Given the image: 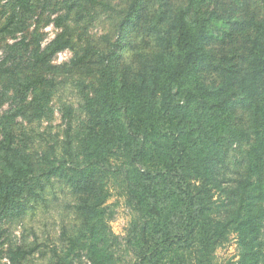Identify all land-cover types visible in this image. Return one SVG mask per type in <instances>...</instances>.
Listing matches in <instances>:
<instances>
[{"label": "trees", "instance_id": "16d2710c", "mask_svg": "<svg viewBox=\"0 0 264 264\" xmlns=\"http://www.w3.org/2000/svg\"><path fill=\"white\" fill-rule=\"evenodd\" d=\"M212 1L190 0L177 11L171 28H156L160 47L152 54L148 69L130 75L119 59L124 40L139 19L142 0H133L118 27V40L109 53L101 55L93 93L85 96L87 121L78 134V152L72 148L69 123L64 155L53 160L48 154L43 156L48 164L42 173L47 179H62L88 195L76 206L83 219V239L70 237L71 247L79 243L87 250L86 264L111 263L103 215L111 190L117 187L135 213L129 242L135 245L136 264H176L185 259L186 252L193 255L192 264H214L217 250L231 234L237 235L241 247L238 264H256L264 254L260 240L264 219V116L260 104L264 15L251 22L254 36L246 69L221 64L216 71H221L223 80L207 82L205 73L211 71L214 61L208 50L211 16L204 7ZM18 2L26 7L29 0ZM163 16L160 10L159 24ZM69 44L60 35L33 53L34 64L45 65ZM77 59L75 64L83 61ZM35 84L30 75L14 80L0 93V101L11 99L21 105ZM49 98V93L45 97L35 94L38 114ZM239 109L248 112L246 126L239 123ZM63 113L66 120L69 114ZM241 137H249L248 173L245 182L236 186L242 193L233 205L224 196L229 192L219 174L220 163ZM0 161L2 220L25 211L13 199L32 179L36 167L25 151L13 146L11 132L0 141ZM220 202L228 208L225 213L215 211ZM34 251L18 248L11 261ZM58 264H63L62 258Z\"/></svg>", "mask_w": 264, "mask_h": 264}, {"label": "rangeland", "instance_id": "374dc122", "mask_svg": "<svg viewBox=\"0 0 264 264\" xmlns=\"http://www.w3.org/2000/svg\"><path fill=\"white\" fill-rule=\"evenodd\" d=\"M18 1L0 0V93L26 75L34 77L36 84L21 105L11 99L0 101V141L5 133L11 132L13 146L30 156L36 171L13 199L25 211L0 220V264H58L59 258L63 264H86L89 263L87 250L79 243L71 247L70 237L83 239L80 229L83 219L76 206L88 195L75 191L62 179H47L42 173L48 164L43 156L48 154L53 160L64 155L69 123L73 127L72 148L75 154L78 152L81 138L78 134L87 121L85 96L93 93L101 55L109 53L118 40V27L133 0H29L26 7ZM75 1L76 6L71 7ZM189 1L142 0L137 25L124 40L125 48L119 59L123 70L137 75L148 69L152 54L160 47L155 29L171 28L177 11L187 7ZM204 9L211 16L208 50L216 66L212 64L205 78L218 84L223 80L221 71H216L221 64L236 70L246 69L254 36L251 22L263 17V0H213ZM160 10L164 12L162 24L158 23ZM13 16L15 19L9 24ZM63 34L70 41L69 46L45 65L34 64L33 53ZM79 57L83 61L75 64ZM48 93L49 101L42 102L44 110L38 114L35 94L45 97ZM260 104L264 116V80ZM63 111L69 114L66 120ZM238 114L240 125L246 126L248 112L239 109ZM248 138H238L235 142L239 144L230 147L224 163H220L219 174L229 192L224 196L233 205L242 193L236 186L241 180L245 182L248 173ZM2 167L0 161V173ZM223 202L218 203L215 211L228 210L221 205ZM106 206L103 221L107 224L110 264H136L135 245L129 242L134 211L118 187L111 190ZM260 240L264 251V219ZM18 248L35 251L13 262L11 257ZM186 254L176 264H192L193 255ZM240 256L237 235L231 234L229 241L217 250L214 264H238ZM256 264H264V254L259 255Z\"/></svg>", "mask_w": 264, "mask_h": 264}]
</instances>
